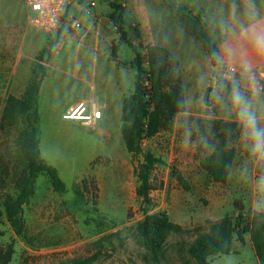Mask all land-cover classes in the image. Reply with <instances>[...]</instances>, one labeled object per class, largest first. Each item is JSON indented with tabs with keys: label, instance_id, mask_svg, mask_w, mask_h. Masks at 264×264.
<instances>
[{
	"label": "rangeland",
	"instance_id": "obj_1",
	"mask_svg": "<svg viewBox=\"0 0 264 264\" xmlns=\"http://www.w3.org/2000/svg\"><path fill=\"white\" fill-rule=\"evenodd\" d=\"M152 1L165 12L167 24L173 30L184 26L161 0ZM183 1L187 0H175V3L180 7ZM109 4L113 11L105 14L106 31L112 37L108 53L111 55L112 48L119 46L118 63L115 64L119 69H129L124 73V80L129 91L133 92L136 69L132 68V62L135 53L123 38L117 23L118 15L123 16L127 38L143 53L147 65V52L141 48L146 45V40L141 25L131 20L126 6L115 0H109ZM138 28L140 37L134 31ZM192 38L191 42L205 52L201 42ZM172 70L175 73L178 71L179 78H183L178 65ZM1 119L0 264H70L74 259L86 258H93L87 264H196L189 253L191 246L210 232L212 224L220 222L225 216L233 214L234 218H238L234 209L240 208L239 204L222 199V187L200 166L201 159L208 152L200 146H183L178 127L183 117L177 114L170 128L143 142L144 153L162 162L153 166H159L160 171L152 175L153 188L160 190L158 202L146 203L137 194L141 183L137 169L144 161L143 154H132L131 157L123 139L116 138L105 156L103 149L96 145L95 158L89 164L83 166L77 163L80 166L73 170L66 166L61 169L67 184L65 192L54 191L47 177L41 175L35 194L24 206L25 229L18 234L8 221L2 202L8 194H14V181L24 168L18 141L26 124L19 120L11 126L2 125ZM188 119L195 120L202 128L206 126L197 108H193V114ZM112 122L113 129L120 134V118ZM215 122L235 123L216 112L215 119L211 121L214 141L218 140V125ZM88 127L91 133L95 132V127ZM239 137L240 132L235 146L237 164L249 160ZM177 175L184 177L189 190L184 189ZM147 212L167 214L172 222L181 226V230L170 231L165 243L157 250L145 244L139 229ZM249 214L245 216L246 221ZM232 247L234 252L210 257L209 264H258V257L249 241L240 243L236 240Z\"/></svg>",
	"mask_w": 264,
	"mask_h": 264
},
{
	"label": "crops",
	"instance_id": "obj_2",
	"mask_svg": "<svg viewBox=\"0 0 264 264\" xmlns=\"http://www.w3.org/2000/svg\"><path fill=\"white\" fill-rule=\"evenodd\" d=\"M97 1L91 14L85 12L90 0H71L67 6L61 38L46 64V76L39 95L40 151L45 161L58 169L64 182L61 169L66 166L73 170L80 166L77 163L89 164L95 158L96 145L103 149L105 156L111 149L112 140L123 139L125 144L122 125L119 134L113 129L112 121L117 117L121 120L123 101L132 92L124 80V73L129 69H119L115 64L118 63L117 55L108 53L112 37L106 31L105 14L113 9L109 0ZM255 2L264 13V0ZM229 3L230 0H187L180 7L194 13L203 11L210 35L218 44V21L222 15H227ZM127 13L132 21L141 25L146 45L168 49L182 70V83L194 89L197 72L205 66L208 53L191 42L193 36L186 26L183 24L185 28L178 26L173 30L167 24L165 12L152 0H128ZM70 17L82 21L87 29L83 36L70 27ZM41 31L30 24L24 0H0V118L8 97H21L26 90L37 56L53 36ZM80 102L92 103L102 110L94 133L80 120L63 118L67 110ZM132 154L129 152L128 155L132 157ZM246 162L237 164L235 161L228 182L217 183L222 187V199L233 200L240 208L244 206L234 209L236 216L252 213L254 182L261 171L248 163L247 175H242ZM247 241L252 245L249 233L245 237ZM257 261L260 264L258 258Z\"/></svg>",
	"mask_w": 264,
	"mask_h": 264
},
{
	"label": "trees",
	"instance_id": "obj_3",
	"mask_svg": "<svg viewBox=\"0 0 264 264\" xmlns=\"http://www.w3.org/2000/svg\"><path fill=\"white\" fill-rule=\"evenodd\" d=\"M167 8L171 9L176 17L184 23L193 37L198 39L209 54V44L216 47V41L211 37L209 24L203 11L194 13L186 7H179L175 0H162ZM66 17L64 18V20ZM119 29L124 40L135 53L132 67L136 69L135 89L123 101L122 105V135L129 152L143 154L144 161L137 169L140 180L137 194L146 203L151 204L150 191L153 185L150 181L151 171L157 163H162L149 153H144L143 142L154 138L162 130L170 128L178 114L175 100L179 95L182 84L179 76L172 67L177 62L168 49L156 45L141 46L147 52L148 64L144 62L143 53L127 38L123 27L124 18L117 17ZM140 37L139 29L134 30ZM62 29L58 34L50 36L45 47L39 52L33 66L30 82L21 97L9 96L2 114V125H14L22 120L26 124L18 147L23 155L24 168L18 173L14 181V194H8L2 202L4 213L9 222L15 227L18 234L25 229L23 220L24 206L29 203L35 194L36 181L43 175L48 178L54 191L65 192L66 183L59 175L58 169L48 164L40 151V112L39 95L43 79L46 76V64L49 62L53 49L60 41ZM141 39V38H140ZM119 46L113 47L116 57ZM218 132L214 141L216 150L205 155L200 166L216 183L228 182L233 165L237 157L236 144L239 128L233 122H215ZM231 129V142L227 143L228 130ZM177 179L184 189L189 190V184L183 176ZM139 229L146 245L153 250L161 248L170 231L181 230V226L172 222L167 214L147 212ZM251 235V241L261 264H264V217L255 213L245 219V216L234 218L225 216L220 222L211 225L209 233L200 237L189 249L195 258L196 264H209L210 257L228 255L232 253L234 241L244 243L246 234ZM93 258L74 259L70 264H87Z\"/></svg>",
	"mask_w": 264,
	"mask_h": 264
},
{
	"label": "clouds",
	"instance_id": "obj_4",
	"mask_svg": "<svg viewBox=\"0 0 264 264\" xmlns=\"http://www.w3.org/2000/svg\"><path fill=\"white\" fill-rule=\"evenodd\" d=\"M217 30L219 43L209 44L205 66L198 70L194 89L182 83L175 100L178 115L183 117L178 127L182 144L200 146L209 154L216 150L211 121L216 112L226 120H234L239 128L240 143L249 160L259 168L254 182L252 212L264 217V13L255 0H230L226 16H221ZM178 76V71L175 73ZM193 108L199 109L206 122L201 127L188 118ZM215 109L216 111H213ZM231 129L226 142L230 143Z\"/></svg>",
	"mask_w": 264,
	"mask_h": 264
},
{
	"label": "built area",
	"instance_id": "obj_5",
	"mask_svg": "<svg viewBox=\"0 0 264 264\" xmlns=\"http://www.w3.org/2000/svg\"><path fill=\"white\" fill-rule=\"evenodd\" d=\"M119 4L128 8V0H115ZM71 0H24L29 11V21L34 27L50 34H58L65 25L66 8ZM97 0H90L85 9L87 14H91L92 9L96 7ZM70 27L74 32H78L83 36L87 29L80 19L75 17L69 18ZM261 70H264V64L258 65ZM102 117V110L92 103L80 102L71 107L63 115L66 120H80L87 126L95 127ZM160 171V167L156 166L151 171L150 181L153 183L152 175ZM160 190L153 188L150 191V198L153 203L158 202Z\"/></svg>",
	"mask_w": 264,
	"mask_h": 264
}]
</instances>
